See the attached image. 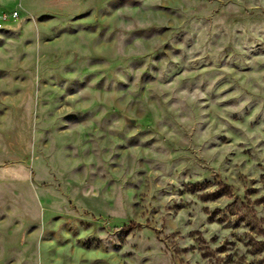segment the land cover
<instances>
[{"label":"rangeland","instance_id":"obj_1","mask_svg":"<svg viewBox=\"0 0 264 264\" xmlns=\"http://www.w3.org/2000/svg\"><path fill=\"white\" fill-rule=\"evenodd\" d=\"M0 264H264V0H0Z\"/></svg>","mask_w":264,"mask_h":264},{"label":"trees","instance_id":"obj_2","mask_svg":"<svg viewBox=\"0 0 264 264\" xmlns=\"http://www.w3.org/2000/svg\"><path fill=\"white\" fill-rule=\"evenodd\" d=\"M220 195V194H219ZM218 194L215 195L216 198L220 197Z\"/></svg>","mask_w":264,"mask_h":264}]
</instances>
